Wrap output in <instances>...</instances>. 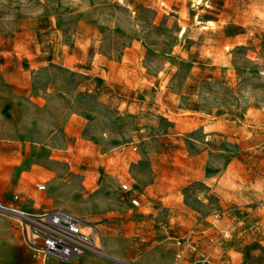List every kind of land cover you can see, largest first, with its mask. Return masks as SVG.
Returning a JSON list of instances; mask_svg holds the SVG:
<instances>
[{
	"label": "rangeland",
	"instance_id": "rangeland-1",
	"mask_svg": "<svg viewBox=\"0 0 264 264\" xmlns=\"http://www.w3.org/2000/svg\"><path fill=\"white\" fill-rule=\"evenodd\" d=\"M53 205L102 264H264V0H0V264Z\"/></svg>",
	"mask_w": 264,
	"mask_h": 264
},
{
	"label": "built area",
	"instance_id": "built-area-1",
	"mask_svg": "<svg viewBox=\"0 0 264 264\" xmlns=\"http://www.w3.org/2000/svg\"><path fill=\"white\" fill-rule=\"evenodd\" d=\"M121 188L129 190L130 186L122 183ZM37 189L43 190L45 185L37 184ZM130 201L134 206L139 203L137 198ZM14 213L20 224L22 240L35 258L69 260L85 253L105 255L97 227L74 213L59 208L37 213L17 210ZM217 218L218 214L214 213L213 219Z\"/></svg>",
	"mask_w": 264,
	"mask_h": 264
},
{
	"label": "crops",
	"instance_id": "crops-1",
	"mask_svg": "<svg viewBox=\"0 0 264 264\" xmlns=\"http://www.w3.org/2000/svg\"><path fill=\"white\" fill-rule=\"evenodd\" d=\"M129 186H130V188H129V190H123L125 193H132V195L130 196V198H129V200H131V198H137L138 199V201H139V203H138V205L140 204V199H139V197H137V195L134 193V189H133V185H132V183L130 182V183H127ZM134 206V205H133ZM137 206V205H136ZM53 208H59V209H63V210H66V211H68L67 209H65L64 207H58V206H56V205H53V207L51 208V209H53ZM70 212V211H69ZM72 213V212H71ZM83 219V218H82ZM85 220V219H84ZM86 221V220H85ZM86 222H88V221H86ZM89 223V222H88ZM212 223H214L215 224V222H212ZM89 224H91V223H89ZM213 224V225H214ZM0 252H1V249H0ZM31 252V251H30ZM94 255V254H93ZM96 256H98V255H96ZM35 258V257H34ZM53 260V264H59L58 263V261L57 260H59V259H56L55 257H48V258H46V259H44V260H41V259H39V258H35L34 259V262H33V264H48V260ZM63 264H102V263H100V262H98V261H96V260H94L92 257H90V256H88V255H85V254H82V255H79V256H76V257H74V258H71V259H69L66 263H63Z\"/></svg>",
	"mask_w": 264,
	"mask_h": 264
},
{
	"label": "bare ground",
	"instance_id": "bare-ground-1",
	"mask_svg": "<svg viewBox=\"0 0 264 264\" xmlns=\"http://www.w3.org/2000/svg\"><path fill=\"white\" fill-rule=\"evenodd\" d=\"M195 3H197V2H200V0H193ZM209 22H210V20H208ZM207 21V22H208ZM197 22L198 23H201L202 21L201 20H199V19H197ZM8 211H10V212H14V211H17L18 209L17 208H14V207H11V208H8L7 209Z\"/></svg>",
	"mask_w": 264,
	"mask_h": 264
}]
</instances>
